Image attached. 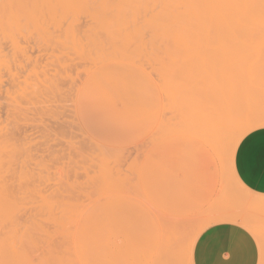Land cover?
I'll use <instances>...</instances> for the list:
<instances>
[{
    "label": "rangeland",
    "instance_id": "374dc122",
    "mask_svg": "<svg viewBox=\"0 0 264 264\" xmlns=\"http://www.w3.org/2000/svg\"><path fill=\"white\" fill-rule=\"evenodd\" d=\"M44 2L12 3L35 9L26 22L20 14L22 19L9 20V11L19 10L10 6L0 16V217L26 223L33 263L42 258L45 264H74L88 255L84 242L90 238L94 259L133 257L135 247L141 251L133 264H151L164 249L172 254L192 237L196 242L222 211L248 205L243 186L264 194L237 173L240 151L259 146L260 136L264 140V125L255 124L264 114L254 110L241 127L233 125L238 119L233 112L243 101L240 90L247 98L264 91V50L224 48L216 36L190 27L195 18L173 15L170 10L179 4L172 0ZM224 107L231 116L224 117ZM214 121L227 141L220 139L226 153L213 148L218 140L210 136L215 146L209 142L208 134L219 133L208 132ZM108 177L113 179L107 182ZM134 222L151 224L127 232L118 226ZM159 222L161 228L190 225L160 231Z\"/></svg>",
    "mask_w": 264,
    "mask_h": 264
},
{
    "label": "bare ground",
    "instance_id": "6f19581e",
    "mask_svg": "<svg viewBox=\"0 0 264 264\" xmlns=\"http://www.w3.org/2000/svg\"><path fill=\"white\" fill-rule=\"evenodd\" d=\"M2 0H0V2H1ZM7 1H8V3H7ZM5 0L4 2H6V5L4 6V7H6L7 6V10H9V8L10 9H12L11 7H14V8H18L19 10H16V13H17V15L18 14H20V16L22 15V18L24 19V17H26V18H29L28 17V15H29V11H31V12H34L35 11V9H29L28 7H22L21 5H18V7H15V6H13V2L15 1V0ZM13 1V2H12ZM17 1V0H16ZM35 1V0H34ZM41 1V0H40ZM65 1H70V0H64V2ZM172 1H175L177 4H179L178 6H176V8H172V10H170V12H172V14L173 15H180V14H183L185 17L187 16V18L188 17H191V18H195L193 21L195 22V23H190V22H188V24L186 23V27L187 26H190V27H196V29L197 28H202V31H204V32H206V33H209V34H212L213 36H216V38L218 39V44H220V45H222V46H224V48H235V49H244V47H246L245 49H247V48H249L250 49V46H252L253 48H251L250 50H256V49H262V50H264L263 49V47H264V45L262 46V45H260L259 47H261V48H259L258 47V45L259 44H264V0H172ZM9 2H12L10 5H8L9 4ZM45 2H46V0H45ZM44 2V3H45ZM78 2V1H77ZM83 2V1H82ZM2 3V2H1ZM1 3H0V5H1ZM31 3V2H30ZM75 3V2H74ZM80 3V2H79ZM5 3H3L2 5H1V7L4 5ZM20 4V3H19ZM10 6V7H9ZM0 7V9H1V11L4 13H2L0 16H6V14H8L9 12H12L13 14H14V11H15V9H12V11L10 10L9 12H7V10H6V14H5V11L3 10V8H1ZM9 7V8H8ZM6 9V8H5ZM43 10V9H42ZM18 11V12H17ZM12 13H11V15H10V18H9V20L11 19V17H18V18H20V16L18 15H16V13L12 16ZM37 13H38V11H37ZM4 16V17H5ZM34 16V15H33ZM9 17V16H8ZM49 17V16H48ZM1 18V17H0ZM3 18V17H2ZM22 18H20V19H22ZM25 18V19H26ZM106 18V17H105ZM6 19H8V18H6ZM13 19H15V18H13ZM24 19V20H25ZM4 20V19H3ZM19 19H16L15 20V22H17ZM28 20V19H27ZM196 20V21H195ZM8 21V20H7ZM3 22V21H2ZM5 22V21H4ZM11 23H9V22H7V23H5V25L7 24V26L9 25V24H11L12 25V22H13V24H14V20H12V21H10ZM24 22H26V20L24 21ZM197 22V23H196ZM0 23H1V21H0ZM189 23H190V25H189ZM4 24H1V26H3ZM108 25H109V23H108ZM107 25V26H108ZM6 27V26H5ZM110 27V26H109ZM111 27H112V25H111ZM4 28V27H3ZM10 27L8 26V28L7 29H9ZM12 28V27H11ZM189 29H191V28H189ZM6 30V29H5ZM52 30V29H51ZM7 31V30H6ZM53 31V30H52ZM66 31H67V29H66ZM57 32V31H56ZM1 33H2V31H1ZM1 33H0V35H1ZM34 33V32H33ZM49 33V32H48ZM66 33V32H65ZM2 34H4V33H2ZM53 34V33H52ZM32 35V34H31ZM35 35V34H34ZM39 35V34H38ZM44 36H45V34H43ZM46 35L47 36H49L47 33H46ZM56 35V34H55ZM55 35H53V36H55ZM37 36V35H36ZM41 36V35H40ZM40 36H38V37H40ZM77 36V35H76ZM42 38V37H41ZM60 38V37H59ZM32 39V38H31ZM44 39V38H43ZM42 39V40H43ZM47 39H49L48 37H47ZM40 40V39H39ZM69 40H70V38H69ZM26 41H27V39H26ZM25 41V42H26ZM57 41V40H56ZM74 41V40H73ZM208 41V42H207ZM213 41H214V37L212 38V40L211 41H209V40H206V44H211V43H213ZM28 42V41H27ZM32 42H33V40H32ZM35 42H37V41H35ZM34 42V44H36ZM58 42V41H57ZM30 43V42H29ZM28 43V44H29ZM70 43H71V41H70ZM74 43V42H73ZM31 44V43H30ZM38 44H39V42H38ZM37 44V45H38ZM257 45V46H256ZM21 46H23V43H22V45ZM24 46H26V44L24 45ZM31 46L33 47V45L31 44ZM30 46V47H31ZM49 46V45H48ZM54 46H55V44H54ZM57 46V45H56ZM257 48H256V47ZM26 47H29L28 45L26 46ZM25 47V49H27ZM51 47V46H50ZM60 47V46H59ZM20 48H22V47H20ZM36 48H39L38 46L36 47ZM255 48V49H254ZM30 49V48H29ZM33 49V48H32ZM32 49H30V50H32ZM17 50H19V49H17ZM50 50H51V48H50ZM59 50V49H58ZM21 51H25L24 49L23 50H21ZM34 51V50H33ZM39 51V50H38ZM54 51V50H53ZM28 52V51H27ZM26 52V53H27ZM30 52V51H29ZM40 52V51H39ZM42 52V51H41ZM41 52H40V54H41ZM25 53V52H24ZM36 53V52H35ZM34 53V54H35ZM43 53V52H42ZM45 53V52H44ZM55 53V52H54ZM38 54V53H37ZM39 54V55H40ZM48 54H49V52H48ZM52 54V53H51ZM51 54H49L48 55V57H51ZM61 54V53H60ZM21 55H22V53H21ZM26 55V54H25ZM53 55V54H52ZM30 56V55H29ZM35 56V55H34ZM41 56H42V54H41ZM44 56L45 55H43V58H44ZM58 56V55H57ZM258 56L259 57H261L260 55H254V57L253 58H255V57H257L258 58ZM22 57V56H21ZM37 57H38V55H37ZM47 57V58H48ZM54 57V56H53ZM71 57V56H70ZM78 57H80V56H78ZM252 57V56H251ZM22 58H24V57H22ZM33 58V57H32ZM40 58V57H39ZM42 58V59H43ZM52 58V57H51ZM28 59V58H27ZM59 59V58H58ZM150 59V58H149ZM26 60V59H25ZM32 60V59H31ZM41 60V59H40ZM40 60H39V62H40ZM52 60H53V58H52ZM81 60V59H80ZM145 60V59H144ZM24 61V60H23ZM35 61V60H34ZM37 61V60H36ZM50 61V60H49ZM75 61V60H74ZM74 61H72L73 63H74ZM26 62H28L27 60H26ZM31 62V61H30ZM42 62H44V61H42ZM77 62V61H76ZM80 62V61H79ZM84 62V61H83ZM45 63V62H44ZM49 63V62H48ZM57 63V62H56ZM18 65H19V63H17ZM24 64V63H23ZM36 64V63H35ZM46 64V63H45ZM50 64V63H49ZM52 64V63H51ZM61 64V63H60ZM76 64V63H75ZM37 65V64H36ZM41 65V64H40ZM17 66V65H16ZM22 66V65H21ZM25 66V65H24ZM31 66V65H30ZM29 66V67H30ZM46 66V65H45ZM78 67V66H77ZM80 67V66H79ZM86 67V66H85ZM19 68V67H18ZM22 68V67H21ZM21 68H19V69H21ZM25 68V67H24ZM43 68H45V67H43ZM51 68H53V67H50V69ZM59 68H60V66H59ZM62 68H63V66H62ZM23 69V68H22ZM30 69V68H29ZM48 69V68H47ZM31 70V69H30ZM63 70V69H62ZM79 70V69H78ZM27 71V70H26ZM29 71V70H28ZM42 71V70H41ZM44 71V70H43ZM56 71V70H55ZM65 71V70H64ZM19 72V71H18ZM21 72V71H20ZM19 72V73H20ZM40 72V71H39ZM47 72V71H46ZM49 72V71H48ZM60 72H61V70H60ZM68 72V71H67ZM19 73H17V74H19ZM56 73V72H55ZM58 73V72H57ZM22 74H23V72H22ZM47 74V73H46ZM49 74V73H48ZM61 74V73H60ZM87 74V73H86ZM26 75V74H25ZM43 75V74H42ZM52 74H50V76H51ZM56 76V75H55ZM59 76H61V75H59ZM27 77V76H26ZM63 77V76H62ZM70 77V76H69ZM75 77V76H74ZM17 78V77H16ZM41 78V77H40ZM18 79V78H17ZM45 79V78H44ZM67 78H65V80H66ZM69 79V81H70V78H68ZM16 80V79H15ZM18 80H21V79H18ZM62 81H64V79H61ZM60 80V82H62ZM74 80V79H73ZM71 81V84H70V90H71V88L73 87V85H74V83L73 82H76V81ZM77 80V79H76ZM256 80V78L254 79V81ZM17 81V80H16ZM54 81V80H53ZM58 81V80H57ZM256 81H259L258 79L256 80ZM255 81V82H256ZM25 82V81H24ZM78 82V81H77ZM15 83V82H14ZM52 83V82H51ZM54 83H55V81H54ZM53 83V84H54ZM67 83H69V82H67ZM23 84V83H22ZM56 84V83H55ZM59 84V83H58ZM64 84V83H63ZM62 84V85H63ZM76 84V83H75ZM17 85V84H16ZM47 85V84H46ZM49 85H51V84H49ZM65 85V84H64ZM72 85V86H71ZM51 86H53V85H51ZM60 87H62L61 86V84L59 85ZM77 86V84L75 85V87L74 88H77L76 87ZM258 86L260 87L261 86V83H260V85L258 84ZM47 87V86H46ZM50 87V86H49ZM56 87H58L57 85H56ZM41 88V87H40ZM39 88V89H40ZM43 88H44V86H43ZM51 88V87H50ZM62 88H64V87H62ZM66 88V87H65ZM53 89H55L54 87H53ZM69 89H67L68 91H70ZM16 90V89H15ZM52 90V89H51ZM58 90V89H57ZM67 90H65V92L64 93H66V91ZM264 90V89H263ZM44 91V90H43ZM59 92L61 91V90H58ZM72 91V90H71ZM241 91V93H240V95H241V97H242V99H243V101L244 100H246V102L244 101H241V103H240V105L241 106H239L240 107V109H236L233 113L235 114H233L234 116H236V114H237V116L236 117H234V120H236L235 118H237L238 117V119L236 120V122L234 121V123L235 124H233L234 126H237L236 124H238V126H240L239 125V123L240 122H247V119H249L250 120V117H252L251 116V113L250 112H252V115L255 113V115H258V113L261 115V113L263 112V114H264V91H262V92H260L262 95H260L259 93H254L253 95H250L249 96V98H247V97H244L243 96V93H242V90H240ZM52 92V91H51ZM50 92V93H51ZM55 92H56V89H55ZM72 92H74V91H72ZM49 93V94H50ZM54 93V91L52 92V94ZM57 93V92H56ZM63 93V94H64ZM69 93V92H68ZM40 94H42V93H40ZM44 94V93H43ZM57 94H62V93H57ZM72 93H70V95H71ZM74 94V93H73ZM72 94V95H73ZM76 94V93H75ZM259 94V95H258ZM55 95V94H54ZM257 95V96H256ZM46 96H47V93H46ZM45 96V97H46ZM51 96V95H50ZM59 96V95H58ZM252 96H254V98L252 99ZM44 97V96H43ZM43 97L41 98V99H43ZM49 97V96H48ZM52 97H55V96H52ZM61 97V96H60ZM75 97V96H74ZM251 98V99H250ZM262 98H263V101H262ZM48 99V98H47ZM46 99V100H47ZM248 99H250V100H248ZM56 100H57V98H56ZM56 100H54V101H52V99L50 100L51 102H53L54 104H55V101ZM61 100H63V97H62V99ZM251 100H253V101H251ZM256 100V101H255ZM48 101V100H47ZM59 101V100H58ZM56 102L57 104L59 103V102ZM249 101H251L252 103H249ZM257 101H258V104H257ZM14 102V101H13ZM39 102H41V101H39ZM44 102V101H43ZM42 102V103H43ZM49 102V101H48ZM61 102V101H60ZM244 104H243V103ZM41 103V104H42ZM44 103H46V102H44ZM245 103H247V104H245ZM249 103V104H248ZM262 105H261V104ZM19 104V103H18ZM17 104V105H18ZM40 104V103H39ZM63 104V103H62ZM254 104V105H253ZM46 105V104H45ZM48 105V104H47ZM250 105V106H249ZM59 106V105H58ZM247 106V107H246ZM41 107V106H40ZM49 107H51L50 105H49ZM64 107V106H63ZM63 107H62V110H63ZM246 107V108H245ZM253 107V108H252ZM263 107V108H262ZM56 108V107H55ZM60 108V107H59ZM59 108H56L57 110L59 109ZM257 108H259L258 110H257ZM261 108H262V110H261ZM43 109V108H42ZM53 109H54V106H53ZM253 109V110H252ZM50 110H51V108H50ZM49 110V111H50ZM241 110V111H240ZM244 110V111H243ZM250 110H252V111H250ZM255 110V112L253 113V111ZM257 110V111H256ZM44 111V110H43ZM46 111H48V110H46ZM55 111V110H54ZM229 111V108H225L224 107V112L226 113V115L224 116L223 114V116L224 117H229V113H231V112H229V113H227ZM18 112V111H17ZM16 112V113H17ZM40 112H42V111H40ZM223 111H222V113H224ZM236 112V113H235ZM258 112V113H257ZM15 113V112H14ZM60 113H62V111H60ZM248 113H249V115H248ZM52 114V113H51ZM50 114V115H51ZM221 115V116H222ZM55 116H57V115H55ZM222 116V117H223ZM231 116V115H230ZM245 116V117H244ZM248 116V118L246 119V117ZM250 116V117H249ZM259 116V115H258ZM205 117H206V119H207V117L208 116H206L205 115ZM204 117V118H205ZM233 117V116H232ZM257 117V116H256ZM260 117V116H259ZM56 118V117H55ZM208 118H210V117H208ZM254 118V117H253ZM60 119V118H59ZM61 119H64V118H61ZM203 119V118H202ZM211 119V118H210ZM256 119V118H255ZM14 121H16V120H14ZM60 121H62V120H60ZM176 121V120H175ZM200 121V120H199ZM220 121V120H219ZM221 122V121H220ZM226 122V121H225ZM171 123V122H170ZM199 123V122H198ZM203 123L205 124H209V123H207L206 122V120L204 119L203 120ZM249 123V122H248ZM213 124V123H212ZM214 124H215V126H213V128H211L210 126H208V128L210 127L212 130H213V132L210 130V131H208V132H211L212 134L214 133V130L216 129V131H218L220 128H221V126H220V123L217 121V122H215L214 121ZM229 124H232V123H229ZM228 124V125H229ZM255 124H258V125H264V116H262V117H260L259 119H257V121L255 122ZM201 125V124H200ZM227 125V127H225V129L227 128V130H229V126ZM254 125V124H253ZM220 126V128H217V127H219ZM237 126V127H238ZM241 126H242V124H241ZM240 126V127H241ZM15 127H16V125H15ZM207 127V126H206ZM197 131H198V129H196ZM226 130V131H227ZM236 130V129H235ZM80 131V130H79ZM201 131V130H200ZM204 131L205 130H203V133H204ZM207 131V130H206ZM223 131V130H222ZM219 132V131H218ZM227 132H229V131H227ZM232 132V131H231ZM223 133V132H222ZM222 133L220 134V132L219 133H214L213 135H209L208 134V136H209V142L210 141H212V140H214L215 141V139L216 140H218L219 142H221L220 143V145H218V146H220V147H218L217 145L215 146V144H213L212 142H210V143H212L211 145L212 146H215V147H213L214 149H216V150H218L219 148L220 149H222L221 147L223 146L222 145V139L221 138H224V135H222ZM198 134H200V133H198ZM201 135V134H200ZM247 135V134H246ZM212 137V140H211V137ZM221 136H223V137H221ZM229 136H227V138H228ZM218 138V139H217ZM225 138H226V136H225ZM88 139V138H87ZM222 141H221V140ZM239 139V138H238ZM237 140V139H236ZM69 141V137H68V140H67V142ZM74 141V140H73ZM224 141H226L225 139H224ZM223 141V142H224ZM74 142H76V140L74 141ZM77 142H79V141H77ZM227 142V141H226ZM69 143H71V142H69ZM216 144L218 143V142H215ZM225 143V142H224ZM235 143V142H234ZM86 144V143H85ZM75 145V144H74ZM229 145V144H228ZM70 146V145H69ZM76 146V145H75ZM86 146V145H85ZM84 146V147H85ZM96 146V145H95ZM237 146V145H236ZM74 147V146H73ZM73 147H72V149H73ZM78 147V146H77ZM79 147H80V143H79ZM84 147H82L81 146V148H83V150H85V148ZM92 147V146H91ZM87 148H90V147H88V144H87ZM86 148V149H87ZM218 148V149H217ZM75 149H79V148H76L75 147ZM74 149V150H75ZM91 149V148H90ZM89 149V150H90ZM94 149V148H93ZM234 149H236L235 147H234ZM82 150V149H81ZM99 150H102V149H99ZM110 150V149H109ZM91 151V150H90ZM93 152H94V150H92ZM112 151V150H111ZM221 151H224L223 149L222 150H220V152ZM79 153H80V151H78ZM77 152V153H78ZM105 152V153H104ZM101 151L100 153H102V154H100L99 153V151H98V154L99 155H103V154H105L104 156L106 157H110V155H112L111 153H107L106 151ZM115 152V151H114ZM113 152V155L112 156H114V157H116L117 156V152H115L114 153ZM225 152V151H224ZM85 153H87L86 151H85ZM92 153V152H91ZM117 153V154H116ZM122 153V152H121ZM226 153V152H225ZM231 153H232V151H231ZM233 153H235V152H233ZM88 154V153H87ZM94 154V153H93ZM97 153H96V155H98ZM110 154V155H109ZM119 154H120V152H119ZM82 155H83V153H82ZM86 155V154H85ZM89 155V157L91 156L90 155V153L88 154ZM88 155H87V157H88ZM116 155V156H115ZM223 155H225V154H223ZM223 155H221V156H223ZM77 156H79V155H77ZM111 156V157H112ZM121 155H119V157H120ZM82 157H84V156H82ZM93 157H95V156H93ZM92 156H91V158H93ZM113 157V158H114ZM81 158V156H79V159ZM91 158H89L90 160H91ZM96 158V157H95ZM113 158H111V159H113ZM232 158V157H231ZM85 159H86V157H85ZM102 159V158H101ZM103 159H104V157H103ZM109 159V158H108ZM234 159V158H233ZM89 160V161H90ZM96 160H98V158L96 159ZM105 160V159H104ZM103 161V160H102ZM106 161V160H105ZM112 161V160H111ZM114 161V160H113ZM116 161H118V158H117V160ZM115 161V162H116ZM233 161V160H232ZM262 161V160H261ZM99 162V161H98ZM110 162V161H109ZM101 163V162H100ZM99 164V163H98ZM112 165H113V163H111ZM107 165V164H106ZM117 165H119V162H118V164ZM122 165V164H121ZM104 166V165H103ZM115 166H116V164H115ZM118 167V166H117ZM113 168H114V165H113ZM121 168V167H120ZM224 167H222V170H224L223 169ZM106 169V168H105ZM116 169H118V168H116ZM107 171H110V168L109 169H106ZM119 170H121V169H119ZM117 171V170H116ZM261 171V170H260ZM259 171V172H260ZM103 172V171H102ZM106 171H104L103 173H105ZM120 172V171H119ZM234 172V171H233ZM111 174H112V171L110 172ZM113 173H115V172H113ZM118 173V172H117ZM222 173V172H221ZM226 173V172H225ZM237 173H239L238 171H237ZM106 174H109V172L108 173H106ZM111 174H109V175H111ZM234 174V176H235V180H236V182H238L239 184H241L240 183V181H239V179L236 177V175H235V173H233ZM225 175V174H224ZM100 176V175H99ZM106 176V175H105ZM105 176H103V177H105ZM114 177L116 176L117 177V175H113ZM124 176V175H123ZM226 176V175H225ZM259 176V175H258ZM112 177V176H111ZM220 177H224L223 176V173H222V175L220 176ZM241 177V176H240ZM120 178V177H119ZM125 178V177H124ZM108 179H109V181H110V179H113V178H107L106 180H107V182H108ZM118 179V178H117ZM116 179V180H117ZM103 180V179H102ZM114 180H115V178H114ZM115 180V181H116ZM225 180H226V178H225ZM118 181L119 180H117V183L116 184H118ZM122 181V180H121ZM223 181V180H222ZM221 181V182H222ZM122 182H124V181H122ZM110 183V182H109ZM109 183H108V185H109ZM115 183V182H114ZM113 182L111 183V184H114ZM127 183V182H126ZM110 184V185H111ZM120 184V183H119ZM119 184H118V186H119ZM255 184V183H254ZM104 185V184H103ZM128 185H130V184H128ZM118 186H117V188H118ZM124 185H121V187H123ZM241 186H243L242 184H241ZM253 186V185H252ZM104 187V186H103ZM125 187H127V186H125ZM249 187V186H248ZM108 188V187H107ZM116 188V187H115ZM222 188V187H221ZM243 188L244 189H246L245 190V194H246V196H248V201H249V203H248V205H246V206H241L240 208H238V209H232V210H225V211H222L219 215H218V217H217V222H216V224H220V223H223V222H229V223H234V222H236V221H239L240 222V224L241 225H243V229H247V232L248 233H250L251 235H252V237L254 238V240H255V242H256V246H257V262H256V264H261V261L262 260H264V253H262V248H261V246H262V243H264V194H257V193H255V194H253L252 192H251V190L250 189H248L247 187H244L243 186ZM119 189V188H118ZM128 189V188H127ZM107 190V189H106ZM123 190H124V188H123ZM126 190V189H125ZM125 190L123 191V192H125ZM131 190V189H130ZM258 190V189H257ZM126 191H128V190H126ZM234 192V191H233ZM127 193H129V192H127ZM223 193V192H222ZM221 193V194H222ZM118 194H119V192H118ZM116 195V194H115ZM217 196V195H216ZM226 198V197H225ZM214 200V199H213ZM216 201V200H215ZM215 203H217V202H215ZM255 210H254V209ZM211 209V208H210ZM1 212V211H0ZM254 212L255 213H257V214H255V215H253L254 214ZM2 213V212H1ZM6 213H8V212H6ZM110 215H108V218H107V221H108V223H111L112 221V219H111V216L109 217ZM201 216V215H200ZM215 218H216V216H215ZM6 219H10V220H6ZM94 217H93V221H94ZM132 219V218H131ZM132 221H133V219H132ZM160 223V222H159ZM159 223H157V224H159ZM131 224V225H130ZM129 225H118V226H120L124 231H128V230H135L136 228H137V226L138 225H148V224H151V223H139V222H134V223H130ZM162 224H164V223H162ZM161 223H160V225L158 226V225H155V223H153L152 225H155V226H158L159 228H160V231H161V229L162 230H165L166 228H168L167 226H166V228L164 229V228H161L162 225ZM167 224H169V223H165V225H167ZM216 224H214V225H216ZM190 224H189V222H186V223H170L168 226L170 227V228H178L179 230H181L180 228L181 227H184V229H185V227H187V226H189ZM161 226V227H160ZM143 227V226H142ZM147 227H149V226H147ZM152 227V226H151ZM157 227V228H158ZM87 228H88V230H89V237H91V232L94 230L93 228H92V226H91V224L89 223V226H87ZM139 229H140V227H138ZM170 228H168L169 230H172V229H170ZM190 228V227H189ZM168 229H166V230H168ZM177 229V230H178ZM174 230V229H173ZM178 230V231H179ZM199 230V229H198ZM138 231V230H137ZM140 231V230H139ZM130 233V232H129ZM128 233V234H129ZM132 233H133V231H132ZM136 233V232H135ZM194 238L192 237L191 239H190V241H189V243L187 244V246H185V249L184 250H182V248H179V249H177L176 248V255H178L177 257H175L176 255H174L173 253L172 254H170L172 251H169V250H167V249H164L160 254H158L157 256H155L153 259H152V263L151 264H194V261H193V246H194V242H195V240H193ZM29 243H30V236H29V234H28V228H27V225H26V223H18V222H16V221H11V218H10V216L9 215H7L6 216V218L5 219H2L1 217H0V264H45V261L42 259V258H40V259H38V261H37V263H33L32 261H31V256H30V252H29ZM84 245H85V247L87 248V250L89 251V253H88V255H86L85 257H80V258H78V260H77V262L76 263H74V264H133L134 263V261H137L138 259H139V256H138V254H139V251H141V250H139L138 248H133V251H131V252H136L135 253V255L132 257H126V258H124V259H120V255L118 256V255H108V254H106V256H105V258H103V259H94L93 258V253H91V251H92V248H93V244H91V242H90V238L87 240V241H85L84 242ZM181 247H183V246H181ZM184 248V247H183ZM182 251V252H181ZM180 255V256H179ZM175 257V258H174ZM84 258V261L83 260H81V259H83ZM85 260H86V262H85ZM121 260V261H120ZM139 261V260H138Z\"/></svg>",
    "mask_w": 264,
    "mask_h": 264
},
{
    "label": "crops",
    "instance_id": "0c3cea01",
    "mask_svg": "<svg viewBox=\"0 0 264 264\" xmlns=\"http://www.w3.org/2000/svg\"><path fill=\"white\" fill-rule=\"evenodd\" d=\"M133 101L130 99V102L133 103ZM134 102L136 103V101ZM257 144L259 146L251 144L252 146L240 151L237 169L244 183L253 190L264 193V140L262 136L258 137ZM209 230H214V235L226 241L223 251H220L219 247L211 246L205 242ZM237 231L236 225L232 223H220L205 229L198 236L194 245V264H219L223 260H231L232 264H250L253 257L257 262V246L254 238L246 232L251 243L246 249L239 250L236 242Z\"/></svg>",
    "mask_w": 264,
    "mask_h": 264
},
{
    "label": "snow or ice",
    "instance_id": "6c2138e0",
    "mask_svg": "<svg viewBox=\"0 0 264 264\" xmlns=\"http://www.w3.org/2000/svg\"><path fill=\"white\" fill-rule=\"evenodd\" d=\"M237 228V246L239 250H244L250 245L251 241L249 239V235L246 234L247 229H243V225L240 224L239 221L234 222ZM243 229V230H239ZM207 244L211 246H217L219 247L220 251L224 250V247L226 246V241L221 240L218 236L214 235V230H209L206 234V241ZM262 253H264V243H262ZM219 264H232L231 260H223L220 261ZM250 264H256L255 258L253 257V260L250 261ZM261 264H264V260L261 261Z\"/></svg>",
    "mask_w": 264,
    "mask_h": 264
}]
</instances>
